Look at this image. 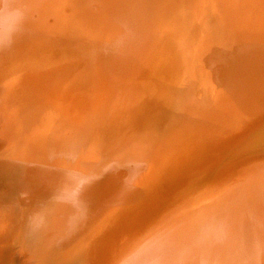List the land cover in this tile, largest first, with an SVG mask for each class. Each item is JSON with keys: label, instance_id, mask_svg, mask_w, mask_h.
<instances>
[{"label": "rangeland", "instance_id": "1", "mask_svg": "<svg viewBox=\"0 0 264 264\" xmlns=\"http://www.w3.org/2000/svg\"><path fill=\"white\" fill-rule=\"evenodd\" d=\"M100 5L97 0H27L23 33L10 49L0 51V75H20L21 91L32 90L24 85L28 80L24 75L32 73L49 82L38 92L33 88L28 93L33 98L18 95L9 117L0 113V264H59L57 260H69L67 253L73 251V259L60 264H113L119 252L123 256L137 252L149 235L181 215L184 223L191 221L183 225L179 239L162 248L183 244L204 229L218 241L208 254L215 264H242L231 241L250 247L247 264H264V208L258 207L264 205L259 199L263 184L251 183L255 186L249 188L248 199L235 195L242 190L241 182L264 177V0H148L151 13L160 18L153 28L143 26L148 31L138 42L142 52L136 63L125 62V49L116 60L112 56V33L119 16L107 27L111 40L106 44L78 23L79 7L85 6L94 16ZM120 5L121 0H114V7ZM140 6H132L134 26L149 11ZM58 23L67 30L57 31ZM45 32L50 34L46 38ZM111 60L116 65L112 70ZM78 75L83 79H78L76 88L70 82ZM60 76L62 85H55ZM55 86L61 89L55 92ZM126 88L120 104L111 106L114 93ZM34 98L46 105L53 123V116L68 115L66 108L73 112L72 104L79 107L70 120L77 119L78 130L85 129L83 136L69 137L70 132H61L51 122L43 128L29 125L23 110ZM90 109L101 121L99 128L82 119ZM39 129H45L41 136L36 135ZM64 137L79 152L69 150L64 157L67 148L59 149ZM39 142H44L42 178L35 185L26 155L41 147ZM137 145L154 154L151 162L133 154ZM52 146L58 149L48 156ZM47 147L51 148L45 154ZM61 158L70 161V170L66 166L67 171H56ZM105 167L122 176L101 191L108 180L109 170L100 173ZM75 172L79 182L72 177L78 182L71 189L72 204L79 205L85 219L68 244L57 247L54 239L63 232L72 208L56 201L65 199L60 192L64 175L71 178ZM19 173L29 181L24 187ZM83 193L92 198L88 205L82 204ZM34 213L43 216L47 229L38 242L24 233ZM21 236L19 249L16 242ZM45 247L60 255L68 252L40 260ZM228 248L232 259L225 263Z\"/></svg>", "mask_w": 264, "mask_h": 264}, {"label": "bare ground", "instance_id": "2", "mask_svg": "<svg viewBox=\"0 0 264 264\" xmlns=\"http://www.w3.org/2000/svg\"><path fill=\"white\" fill-rule=\"evenodd\" d=\"M26 1L27 0H22L23 5H24V3ZM97 1H100L101 2V5H100V10H99L98 14H94V16H92V12L91 11L88 12L87 10H84V7L85 6L79 7L78 13L76 15L78 17V21H79L78 23H82V27L84 25L87 29H89L91 31V34L95 38L99 39L102 42H105V44H106L107 42H109L111 40L110 34L107 31V27L113 23V19H112L113 17H115L116 15L119 16L118 21H117V23L114 26L115 29H114V31L112 33V42H111V44H112V56L114 57V60H116V57H119V54L121 55L123 53L124 49H125V51L127 52L126 53L124 51L126 53V61L125 62H128L129 63L130 61H133V60H134L135 63L138 62L139 61V58H140L139 56H140V54L142 52V44L141 43H138V42H139L140 38L143 36L145 30L148 31V28L147 27H143V26H146L147 25V26H149V27L151 26L153 28V24H155L154 22L157 20V18H160L159 17V14L156 13L157 16H158L157 17L155 13H154V15L151 13V11H150L151 7H148V0H145V1H142V0H121V5L119 6V8L114 7V0H97ZM137 5H141V6L147 7L150 12L147 11L146 8L143 9V12L144 11H147L148 14L146 13V17H144V21H141L140 24H137L136 26H134V24H135V18L132 17V16H134V14H133L134 11L133 10H134L135 7L132 8V6H137ZM150 6H152V5H150ZM68 21L71 22V19L68 20ZM78 23H77V25H78ZM157 26L158 25H156L155 27H157ZM128 27H130V28L128 29ZM56 28H57V31H60V32L61 31H64V30H67V27H65L63 23H60V24L58 23L56 25ZM130 30H133V31H131L132 33L130 32ZM137 30H139V31H137ZM46 31H47V29H46ZM48 34H49V32H45L44 33V37L46 38L48 36ZM113 36H114L115 42H113ZM134 36H135V38H136V36L138 38V40L136 42H133L132 41V38L134 39ZM39 41H40V39H39ZM127 43L128 44L131 43V45L128 46ZM121 44L124 45L123 46V49L120 48L121 47ZM79 52H81V51L79 50ZM114 60H111V62H113V64L110 66V69L111 70L116 68V65H115ZM137 68H139V66H137ZM89 69H90V67H89ZM85 70L82 69V72L81 73L83 74L84 72H86ZM4 72H6V71H4ZM86 75H88V73H86ZM21 77L23 79L25 77L28 78V80L24 82V85H26V86L29 85V86L32 87V90H30L29 92H33V88H37V92L40 91L41 90V87L40 86H43V89L46 88V85L45 84H47V82H48L47 81L45 83V81L39 80L35 75L33 76L32 73L31 74H28V75L21 76ZM31 77H35V78H33L35 80L32 81V83L29 82V79ZM79 78L80 79H83L82 76H79L78 75L76 78H74L72 80V82H70V84L73 85V83H75L76 84V88H78L79 87L78 86L79 85V81H78ZM19 79H21L20 78V75H16V74L11 75L10 73L9 74L8 73H2L0 75V84H1L0 85V113L1 114H5V116L6 115L8 116L9 113H11V111H12L11 109L13 107L12 108H10V107L13 105L14 99H17L18 98V95L20 96L22 94V96L25 99H29V97L30 98H33L31 96V95H33L32 93H30V95H28L29 92L21 91V88H20L21 86H19L20 85L19 84ZM55 79L57 80V83L54 82V84L55 85H58V84H61V81L63 80V77H61V76L58 77V78L55 77ZM124 79H125V77L121 81H123ZM36 80H37V82H36ZM88 80L91 83V80L90 79H88ZM50 86H53V85L51 84ZM261 87H262L261 90L263 91L264 84ZM59 89H61L59 86H58V89L55 86L54 91L56 92V90H59ZM108 90H109V88H108ZM42 92H43V90H42ZM127 92H128L127 88L124 89V90H122V91H119V94H117V95L113 91L112 93H114V95L112 97V101H110L111 102L110 105L113 106V107H115L118 104H120V101L118 99H120L121 97L126 96ZM54 94H56V93H54ZM93 94L96 95L95 92ZM43 95H44L43 93H41V95H40L41 101L43 100ZM69 97H71V96H69ZM107 97H108V95L106 94V91H105L102 94V99L106 102V100L108 99ZM35 98H34V100H35ZM39 101H40V99H39ZM39 101L38 100H35V102L33 101V104H30V102H27V103H29V107H27L28 108L27 110H23V114L26 116V118L28 120L27 123H29V125L33 124V126L35 125L36 128H38V127L43 128L44 126H46L47 123L49 124V122H51L52 125H55V127H61L60 128L61 132H66V131L70 132L69 135H68L69 137H71V136L72 137H74V136H81V133H83V131H85V129L84 130L83 129H79L78 130V128H79L78 127L79 126V122L76 121L77 119L76 120H73V121L70 120V115L74 114L73 116H77L78 113H79V111L77 110V109H79V107H77L74 104H72L73 102L70 103L74 107L73 112L71 111V108H69V109L66 108V111L68 112V115L65 116V117H62V119L61 118H58L57 117L58 115L55 112L57 118L55 119V116H53V121H54V123H53L52 120L49 119V116H52V114H50L49 116H47L46 115L47 114V112H46L47 111L46 110V105L43 104V103H41L42 104L41 105L39 103ZM37 102L40 104V106H42V109H40V106H38ZM67 102H69V101H67ZM3 103H7V104L4 106ZM47 109H50V108L47 107ZM92 109H90V111L85 112L86 115L82 119H86L88 121V123L89 122L90 123H93V124L97 125V127L99 128V124H101V121H100V119L97 120V118H96L97 116L93 113V110ZM8 110H10V111H8ZM52 110H53V108H52ZM54 111H55V109H54ZM64 111H65V109H64ZM70 111L72 112L71 114H69ZM5 116H3V118H7V116L6 117ZM33 117L36 118V119H34ZM57 120H60V121L58 122ZM94 120H97V122H94ZM56 122H58V123H56ZM68 122H70L72 124H70ZM77 123H78V125H77ZM90 123H89V125H90ZM44 132H45V129H41V130L39 129V131L36 132V135L41 136V135H43ZM93 132H95V131H93ZM96 132L99 133V130L98 131L96 130ZM82 136H83V134H82ZM101 137H102V135H101ZM67 139H68L67 137H64L62 139V142L60 143L61 146L59 148V149H61V147H66L67 148V152H65L67 154L63 155L64 157H67L68 156L69 150H71V151H73L75 153L79 152V150H77L76 148H74V146L72 144L67 143L68 142ZM102 139L103 138H100V140H102ZM124 139H126V138H124ZM100 140H98V141H100ZM39 144L41 145V147L36 148L34 150H32L33 149L32 148L30 150L31 153H29V154L26 155L28 157V160L30 161V165H31L30 168H33V173L35 174L34 177L32 178L33 180L35 179V182H32L33 180H31V182L32 183H35V185H37L38 180L42 178L43 162H41V161L43 160L44 142H42V143L39 142ZM49 145H51V143H49L48 146ZM52 147L53 148L47 147V149H45V151L47 150V152H45V154H48V151H50V148H51V151H50V154H48V156H50L54 152L53 150L58 149V146H55L56 148L54 146H52ZM170 147H171V145H170ZM170 147H168V148H170ZM134 149L137 150L138 152H134L133 154L139 155V157H142V159H143L144 162L145 161L146 162H151V159L154 157V154H149V151H146V150H149V148H146V147L144 148L142 145H137V146L134 147ZM142 149L145 150V151H142ZM163 154H164V152L161 151V153L158 154V156L160 155V157H161V156H163ZM48 156H46V157H48ZM61 160H62V162H61ZM69 162L67 161L66 158H61L60 160H58L56 162L57 163V167L56 166H54V167L56 168V171L58 170L59 172H62L63 170L64 171H67V169H69V167H68L69 166ZM66 166H67V169L65 170L64 167H66ZM95 171H93V172L95 173ZM105 171L106 172L107 171L109 172V174L107 175L108 180H107V182H105V184H102L101 185V189H100L101 191H104V190L107 191V189L112 184L114 185L120 179V177L122 176L120 174V172H116V170L115 171H112V170L109 169V167L108 168L105 167L103 169V171H100V173H102V172L104 173ZM68 173H69V171H68ZM70 176H71V178H69V177H67V176L64 175V177H63V179L61 181V184H63V186H62L61 191L60 190L59 191L61 192L62 197L68 196L71 193V189L74 186V184H75V187H76L77 184H78V182H79L78 178L76 177V176H79L78 175V172L71 173ZM73 176L75 178H77L78 182H76L75 179L72 178ZM17 178H18V181H19V183H20V185L22 187L25 186L26 182H29L20 173H19V176ZM248 180H249L248 181L249 184H247L246 181L245 182H241L239 184V185H241V189L242 190H240V188H239V190L236 191L235 195L241 194L244 198L248 199L249 198L248 197L249 196V193H251V191L249 190V188L251 186H255V185H253L251 183H258L259 181H261L262 184H263V192L261 193L259 199L262 200L261 202H264V177L263 176H261V177L259 176V177H256V178H252L251 177ZM80 182H82V181H80ZM88 187L89 186H86V189H88ZM20 192H22V191L20 190ZM83 194H84V197L86 198L85 199L86 201H82L83 202L82 204L83 205H88L89 202H87V201L92 200V198H91L90 195L87 196L88 195L87 193H83ZM232 194H234V193H232ZM205 207H207V206H205ZM258 207L261 208V209H263L264 208V205H261V204L258 203ZM196 213H197V215H201V214H198V212H196ZM198 218L201 219L202 216H200ZM173 219L171 220V224L168 227L164 226L163 228H161L157 232H153L151 235H149L148 236V239H146V242H143L146 245L145 244H142L141 245L142 248H140L137 252L130 251V252H128V254H126V256L125 255L123 256L124 253H122V252L120 253L119 252V254H117V256H116L115 263H113V264H139V262L144 257H146L147 255H149L153 251H155L157 249H161L162 248L161 246L166 245L168 242H170L174 238H178L179 239L182 236L183 229L185 228V227L182 228L183 225L187 221L190 222L191 219H189V218L186 219L185 223L183 221L184 220L183 215H181L180 217L177 216V218L176 217H173ZM191 224L193 225L194 224V221ZM52 231H50V232H52ZM50 232H49V234H50ZM13 237H14V235H13ZM22 239L23 238L21 236V239H19L16 242V244L19 243L18 244V248L20 247L19 249L22 248V243H20V242L24 241ZM47 241H48V239H47ZM32 243H29V244H31V246H32ZM230 243H231L230 247L231 246H235V247L238 248V255H240V257H241V263L242 264H247L245 258L249 255V251H250L249 248L250 247L246 243H244L242 245L241 244H237V243H235L233 241H231ZM65 244H68V241H66ZM45 249H47V251L45 250L46 252L44 254L43 253H40V256H41L40 257V260H41V258H42V260H46L47 257H49V256L51 258L52 255H53V257L56 256L57 258H59L58 256H63V254L66 252L65 250H63V251H61V254L62 255H60L58 253L56 254V251H55L56 249L55 250L54 249H51L50 250L49 247L48 248L45 247ZM66 249L68 250V248H66ZM73 252L67 253L68 256L70 257L69 260H66V259L65 260L64 259L61 260L62 259L61 258L59 261L58 260L56 261V257H55L54 260L57 263H59V264L60 263H63V262H66V261L69 262L70 260L73 259V256H72L74 254ZM231 255L232 254L230 253V249L228 248V251L225 253V255L223 256V259L222 260H226L225 263L227 261L230 262L231 259H232ZM250 255L252 256V254H250ZM53 257L51 259H48V260H53ZM40 262H44V261H40ZM48 263H52V262H48Z\"/></svg>", "mask_w": 264, "mask_h": 264}, {"label": "clouds", "instance_id": "3", "mask_svg": "<svg viewBox=\"0 0 264 264\" xmlns=\"http://www.w3.org/2000/svg\"><path fill=\"white\" fill-rule=\"evenodd\" d=\"M27 12L22 0H0V51L10 49L23 33ZM56 202L68 204L72 208L63 232L54 239L55 246L60 247L79 231L85 216L78 204H72L63 198H58ZM46 231L42 215L34 213L28 218L25 225V235L28 239L38 242ZM215 243H218L215 237L201 229L183 244L173 243L153 251L139 264H215L208 258Z\"/></svg>", "mask_w": 264, "mask_h": 264}, {"label": "snow or ice", "instance_id": "4", "mask_svg": "<svg viewBox=\"0 0 264 264\" xmlns=\"http://www.w3.org/2000/svg\"><path fill=\"white\" fill-rule=\"evenodd\" d=\"M65 199L70 202V203H74L75 202V193H71L68 196L65 197Z\"/></svg>", "mask_w": 264, "mask_h": 264}]
</instances>
